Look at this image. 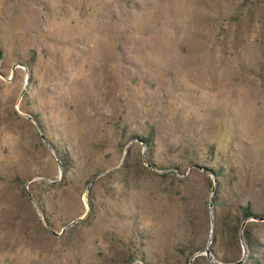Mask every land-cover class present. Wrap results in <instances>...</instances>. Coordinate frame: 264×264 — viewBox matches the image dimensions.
Returning a JSON list of instances; mask_svg holds the SVG:
<instances>
[{
	"label": "rangeland",
	"instance_id": "1",
	"mask_svg": "<svg viewBox=\"0 0 264 264\" xmlns=\"http://www.w3.org/2000/svg\"><path fill=\"white\" fill-rule=\"evenodd\" d=\"M0 264H264V0H0Z\"/></svg>",
	"mask_w": 264,
	"mask_h": 264
},
{
	"label": "trees",
	"instance_id": "2",
	"mask_svg": "<svg viewBox=\"0 0 264 264\" xmlns=\"http://www.w3.org/2000/svg\"><path fill=\"white\" fill-rule=\"evenodd\" d=\"M149 142H150L149 140H146V144H147L148 147H149ZM245 214L247 216L249 215L248 212L245 213ZM234 231H235V235L238 234L239 228L238 227H235ZM242 235L245 238V241H246L247 246L250 247V248L253 247L254 246L253 240L249 237V232L246 230V228L243 229ZM210 247H212V246H210Z\"/></svg>",
	"mask_w": 264,
	"mask_h": 264
},
{
	"label": "water",
	"instance_id": "3",
	"mask_svg": "<svg viewBox=\"0 0 264 264\" xmlns=\"http://www.w3.org/2000/svg\"><path fill=\"white\" fill-rule=\"evenodd\" d=\"M207 251H210V249H207Z\"/></svg>",
	"mask_w": 264,
	"mask_h": 264
}]
</instances>
